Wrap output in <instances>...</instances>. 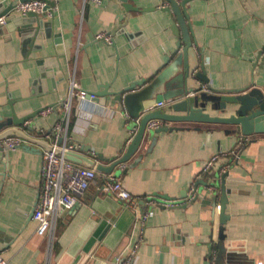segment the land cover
I'll return each instance as SVG.
<instances>
[{
  "label": "crops",
  "instance_id": "obj_1",
  "mask_svg": "<svg viewBox=\"0 0 264 264\" xmlns=\"http://www.w3.org/2000/svg\"><path fill=\"white\" fill-rule=\"evenodd\" d=\"M47 2L53 13L40 27L27 13H11L0 23V123L12 117V109L20 119L53 106L22 125L52 144L57 138L46 132L65 119L74 80L97 99L72 100L69 136L79 153L111 164L125 153L146 106L172 111L166 100L156 106L154 92L141 93L155 79L163 85L179 78L181 69L171 67L183 30L173 29L177 17L166 10L167 0H128L139 8L131 11L113 0ZM9 5L0 0V13ZM186 10L185 23L197 38L213 88L264 87L263 60L254 62L264 47V0H189ZM99 33H110L111 40L97 38ZM42 58L52 75L41 76ZM135 81L142 83L124 92L120 103L109 93ZM165 125L174 129L146 134L112 172L89 166L97 170L96 182L79 203L61 209L52 239L40 235L32 219L47 150L28 142L37 149H0L4 264H121L134 244L133 264H264V134L244 136L248 141L240 155L211 190L214 177L202 174L205 162L235 147L244 134L221 123ZM106 176L120 178L135 204L103 193Z\"/></svg>",
  "mask_w": 264,
  "mask_h": 264
},
{
  "label": "water",
  "instance_id": "obj_2",
  "mask_svg": "<svg viewBox=\"0 0 264 264\" xmlns=\"http://www.w3.org/2000/svg\"><path fill=\"white\" fill-rule=\"evenodd\" d=\"M113 1L127 11L139 10L138 7L131 5L128 0ZM167 1L170 3V7H166V10L174 12L177 17V21L173 25V29L177 34H179L180 27L183 30V40H179L177 42V52L175 54V60L171 67L173 69H181V72L179 78L163 85L161 84L163 82L161 79H155L141 94L147 95L151 92H154L156 102H163L165 100L168 101L170 108L169 110L172 111L168 112L161 108L151 109L152 107L150 108V105L146 106L142 110V112L144 113L143 116L140 117V114L137 115V120L139 119V117L140 120H138V124H135L136 126L133 127V129L137 127V130L125 153L123 154V156L116 159L111 164L106 165L100 162L98 163V159H94L90 156H85L79 153L77 151V144H74V150H67L64 152L61 148L58 147L55 149L58 153L63 152L64 156L67 159L75 163L85 166L96 165L99 171L110 173L117 166L125 163L139 149L146 134H160L162 132H168L174 129L167 125L155 129H148L147 124L153 119L163 120L165 123L177 121L221 123L237 127L232 131L239 130L246 136H251L254 134H264V87L251 86L249 88L242 89L222 90L213 88L209 84V77L207 76L205 64L204 62L200 61L196 50V46L198 45L197 38L193 33L191 25H187L185 23V15L188 18L186 4L189 0H181V3L179 2V0ZM12 7V4L7 6L4 12L0 13V17L10 16V14L13 13ZM45 16L47 15L39 14L35 11L27 12V17L31 18L33 22H36L37 27L42 26ZM117 27H115L112 31L111 35L113 37L114 30ZM112 44H115L114 40H112ZM263 54L264 47L254 54V62L256 66L261 60H263L262 64L264 67ZM44 63L45 59H40L41 76H47L49 74L52 75L53 69L46 68L44 66ZM141 83V81H135L122 90L108 92L111 93L113 98L120 103L124 92L132 90ZM205 83L210 85L209 92L202 91V86ZM88 93L90 94L94 92ZM87 98L90 97L88 96ZM212 110L221 111L223 112V114L213 115L210 112ZM12 111V117H8L5 119L3 118L0 123V149H4L9 152L11 148L3 142L4 139L9 136H19L24 139L25 142L21 146L28 150L37 148H35L31 144L30 146L28 144H25L27 142L39 144L43 146L47 151L53 149V146L48 139L39 136H32L30 134V132L34 130L31 125L26 124L25 128L22 127V125H24V123L28 119L35 116L38 112H41L42 109L39 110L36 114H28L26 117L20 119L19 117H17L14 109H12ZM227 113L230 114L227 115ZM46 133L51 135L53 138H55L56 136L53 128L48 130ZM62 142L63 137H57V143L61 144ZM98 156L101 158V154H98ZM194 201L195 198L190 202ZM224 210L225 201H223L222 203L223 214Z\"/></svg>",
  "mask_w": 264,
  "mask_h": 264
},
{
  "label": "built area",
  "instance_id": "obj_3",
  "mask_svg": "<svg viewBox=\"0 0 264 264\" xmlns=\"http://www.w3.org/2000/svg\"><path fill=\"white\" fill-rule=\"evenodd\" d=\"M95 4H100L101 0H90ZM13 5V13H27L35 11L39 14L52 15L53 9L46 0H10ZM5 16L0 17V23L4 24ZM97 38H102L107 41L111 40L110 33H99ZM202 91L209 92L210 85L203 84ZM90 99L96 98L94 93H88L80 88L76 81L71 82V89L68 95L69 101L64 105L66 109V117L64 120H58L53 126V131L57 137L62 136L63 142L57 143V140L52 143L53 149L48 150L43 155V162L41 166V190L40 197L35 205L32 219L37 223V232L42 236L54 237V227L58 220L59 213L63 208H71L79 203L80 198L85 194L87 189L97 180L96 168L75 163L67 159L63 152L67 150H74V143L69 136V120L71 115L72 100L83 101L87 97ZM163 102H158L156 106H163ZM54 109L53 106L43 108L41 113L48 114ZM165 125L163 120L153 119L148 122V129H155ZM137 127L131 132L135 135ZM134 135L132 137H134ZM241 135L235 147L216 152L209 158L202 170L204 175H213V180L209 181L208 187L212 190L215 188V181L220 177L226 176L232 167L234 161L240 155L247 143L248 138ZM132 139V138H131ZM11 149L21 147L24 144V139L19 136H9L3 141ZM61 148L62 153H58L55 149ZM219 163V164H218ZM216 179V180H214ZM103 193L113 195L124 203L131 205L135 204V197L124 186L120 178L115 176H106L101 185ZM149 204L156 205L154 200H150ZM148 217L145 214L142 221ZM51 241V240H50ZM129 246V245H128ZM127 246V248H128ZM138 244H134L128 248L121 264H133L136 261V252ZM5 260L0 252V264H4Z\"/></svg>",
  "mask_w": 264,
  "mask_h": 264
}]
</instances>
